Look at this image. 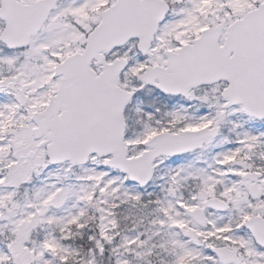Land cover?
<instances>
[{"label":"snow or ice","instance_id":"obj_1","mask_svg":"<svg viewBox=\"0 0 264 264\" xmlns=\"http://www.w3.org/2000/svg\"><path fill=\"white\" fill-rule=\"evenodd\" d=\"M0 264H264V0H0Z\"/></svg>","mask_w":264,"mask_h":264}]
</instances>
